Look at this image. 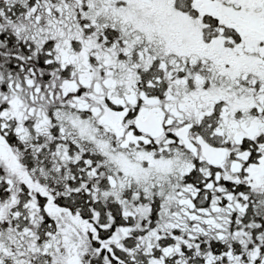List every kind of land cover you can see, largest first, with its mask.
Here are the masks:
<instances>
[{
	"label": "snow or ice",
	"instance_id": "snow-or-ice-1",
	"mask_svg": "<svg viewBox=\"0 0 264 264\" xmlns=\"http://www.w3.org/2000/svg\"><path fill=\"white\" fill-rule=\"evenodd\" d=\"M0 264H264V0H0Z\"/></svg>",
	"mask_w": 264,
	"mask_h": 264
}]
</instances>
